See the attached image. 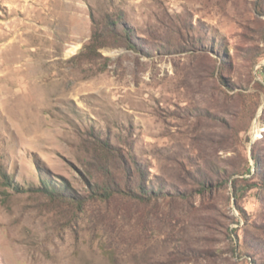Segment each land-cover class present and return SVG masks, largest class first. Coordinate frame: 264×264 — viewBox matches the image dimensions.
<instances>
[{"label": "rangeland", "instance_id": "374dc122", "mask_svg": "<svg viewBox=\"0 0 264 264\" xmlns=\"http://www.w3.org/2000/svg\"><path fill=\"white\" fill-rule=\"evenodd\" d=\"M0 264H264V0H0Z\"/></svg>", "mask_w": 264, "mask_h": 264}, {"label": "trees", "instance_id": "16d2710c", "mask_svg": "<svg viewBox=\"0 0 264 264\" xmlns=\"http://www.w3.org/2000/svg\"><path fill=\"white\" fill-rule=\"evenodd\" d=\"M141 189V188H140Z\"/></svg>", "mask_w": 264, "mask_h": 264}]
</instances>
